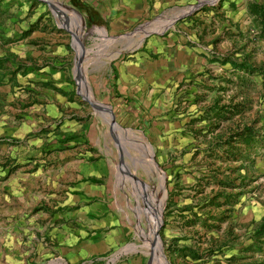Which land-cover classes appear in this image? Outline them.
Returning a JSON list of instances; mask_svg holds the SVG:
<instances>
[{"label": "rangeland", "instance_id": "rangeland-1", "mask_svg": "<svg viewBox=\"0 0 264 264\" xmlns=\"http://www.w3.org/2000/svg\"><path fill=\"white\" fill-rule=\"evenodd\" d=\"M199 1L146 0L118 28L107 25L115 1L0 0V264H39L51 227L78 226L59 213L90 182L128 233L87 264H264V235L253 238L264 219L262 20L250 0L251 23L231 21L237 0ZM176 44L192 55L160 107L133 98L129 115L119 110V66L165 64ZM250 124L260 138L246 149L233 135ZM91 165L103 173L84 174Z\"/></svg>", "mask_w": 264, "mask_h": 264}, {"label": "crops", "instance_id": "crops-1", "mask_svg": "<svg viewBox=\"0 0 264 264\" xmlns=\"http://www.w3.org/2000/svg\"><path fill=\"white\" fill-rule=\"evenodd\" d=\"M110 1L115 2L111 7L112 10L107 14L110 15L112 13L111 18L115 22H107L108 26H116L118 28L127 27L134 19L147 11L146 0ZM247 2L249 0H237L228 9L231 21L243 23L252 22L253 15L248 13L247 6L249 5H247ZM250 2L264 5V0H250ZM224 6H227V4ZM135 35L137 37L139 34L134 32L130 35L131 41L135 38ZM141 38L138 40L134 39V41L137 40L139 42ZM173 46V49L166 57L165 62L167 63L165 64H159L157 66L155 61L141 58L138 62L132 60L127 65L123 64L119 66L116 72V81H112L110 86V99L111 102L112 100L115 101L119 107L122 106L121 108L118 107V109L124 112V114L129 115L132 111L130 101L133 98L139 102L142 99L140 106L149 107L150 103H154L153 108L156 106L160 107L158 100L160 99L161 103H163L164 98L157 96L158 92L168 90L164 88V85L174 86L180 80L179 72L186 69V64L190 62L192 53L191 49L186 46H180L179 44ZM262 70L263 73H259V76L264 74V69ZM262 108L264 109V105ZM136 111L134 110L135 113ZM135 113L134 117H137ZM146 118L148 117L146 116ZM143 119L145 120V118ZM258 125L264 126V119H260ZM261 133L260 137L263 135L262 142H264V129ZM102 169L98 172L96 165H91L84 174L89 176L97 173L102 174ZM82 187L79 190V194L73 197H66V202L69 204L66 210H69V212L59 213L61 216L63 215L65 220L77 218L78 226L70 228L67 225L61 224L60 227H51L50 231L53 233L52 236L56 237L55 244L49 248H42V251L39 253V259H41L39 264H56V262L58 264H73L75 262H78L77 264H87L91 258L99 259L102 253L120 242L121 238L119 239V235L123 239V236L128 233L122 223L118 226L117 220L119 221V217L117 214L109 210V197L105 191L104 184L93 187V184L90 182L89 184H83ZM94 194H98L99 198L96 196L93 197ZM54 216L55 214L52 217ZM52 217L48 216V218ZM37 229L42 231L44 226L38 227ZM75 235L79 239H76ZM50 250L57 252V255L50 253ZM8 258L11 263V257L9 256Z\"/></svg>", "mask_w": 264, "mask_h": 264}, {"label": "trees", "instance_id": "trees-1", "mask_svg": "<svg viewBox=\"0 0 264 264\" xmlns=\"http://www.w3.org/2000/svg\"><path fill=\"white\" fill-rule=\"evenodd\" d=\"M73 2H76V0H73ZM251 6L258 9V11H255V13H256L255 15H257V16L259 15L260 19L262 20L260 22L261 27H262V29H261L262 35L261 36L264 38V5L253 2V3H251ZM89 18H90L91 23L99 22V21H97L95 14L93 15L90 11H89ZM1 60H2V57H0V61ZM237 67H240V68L249 67V68H251L250 64L248 65L245 62H240ZM261 72H262V70H261ZM255 132L256 131H255V129H253L252 124H250V125L243 126L241 128V130L235 132L233 136L235 138H237L238 141L242 142L246 146L245 147L246 149H249V148L253 147L258 142V140L260 138L258 136V132H256V133ZM245 152H247V151H245ZM230 154L232 155V153H230ZM234 155H232V156L236 157L237 159H240V160H245L246 157L249 158V154H247V153L242 154L240 152H237ZM254 234H255L253 236L254 240L257 242L261 241L260 239L264 235V219L259 222V225L256 227Z\"/></svg>", "mask_w": 264, "mask_h": 264}, {"label": "water", "instance_id": "water-1", "mask_svg": "<svg viewBox=\"0 0 264 264\" xmlns=\"http://www.w3.org/2000/svg\"><path fill=\"white\" fill-rule=\"evenodd\" d=\"M203 2H204V1H201V0H200V1L198 2L197 5H200V4H202ZM185 13H186V11H181V10H179L178 15H177L176 18H174L173 20L177 19L179 16H183ZM170 24H171V23H170ZM109 118H110V120H113V117H109ZM112 123L115 124L114 121H112ZM153 232H155V230H154Z\"/></svg>", "mask_w": 264, "mask_h": 264}, {"label": "bare ground", "instance_id": "bare-ground-1", "mask_svg": "<svg viewBox=\"0 0 264 264\" xmlns=\"http://www.w3.org/2000/svg\"><path fill=\"white\" fill-rule=\"evenodd\" d=\"M201 1H204V0H201Z\"/></svg>", "mask_w": 264, "mask_h": 264}]
</instances>
